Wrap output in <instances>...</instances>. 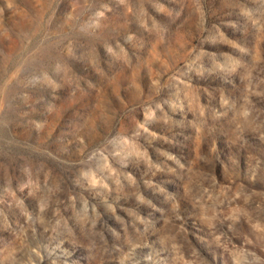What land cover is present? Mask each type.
<instances>
[{
    "label": "rangeland",
    "instance_id": "1",
    "mask_svg": "<svg viewBox=\"0 0 264 264\" xmlns=\"http://www.w3.org/2000/svg\"><path fill=\"white\" fill-rule=\"evenodd\" d=\"M0 264H264V0H0Z\"/></svg>",
    "mask_w": 264,
    "mask_h": 264
}]
</instances>
